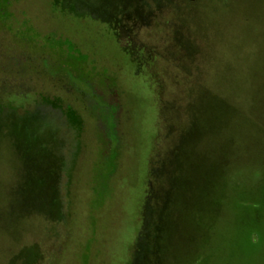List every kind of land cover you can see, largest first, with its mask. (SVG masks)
Returning a JSON list of instances; mask_svg holds the SVG:
<instances>
[{
	"label": "rangeland",
	"instance_id": "rangeland-1",
	"mask_svg": "<svg viewBox=\"0 0 264 264\" xmlns=\"http://www.w3.org/2000/svg\"><path fill=\"white\" fill-rule=\"evenodd\" d=\"M0 264H264V0H0Z\"/></svg>",
	"mask_w": 264,
	"mask_h": 264
},
{
	"label": "flooded vegetation",
	"instance_id": "flooded-vegetation-1",
	"mask_svg": "<svg viewBox=\"0 0 264 264\" xmlns=\"http://www.w3.org/2000/svg\"><path fill=\"white\" fill-rule=\"evenodd\" d=\"M23 65L25 66V70H29V69H31V68H33V66H32V64L30 63V62H28V61H26V62H22V63H17L16 61L15 62H13V66L14 67H18V68H20V69H22V67H23ZM38 69H40V70H42V71H44V72H46V73H48L49 74V69H48V64L45 66H39L38 67ZM25 70H24V72H25ZM21 71V70H20ZM21 74H22V72H21ZM53 76H54V74H52ZM40 89V88H39ZM39 89H37V91H36V96H38V97H41L42 98V100L44 101H51V99L49 98L50 96L48 95V93H45V91L44 90H39ZM54 101V100H53ZM55 101L57 102V99H55ZM58 104H60L59 102H57ZM68 107H70V106H68ZM64 110H69V108H65L64 107Z\"/></svg>",
	"mask_w": 264,
	"mask_h": 264
},
{
	"label": "trees",
	"instance_id": "trees-1",
	"mask_svg": "<svg viewBox=\"0 0 264 264\" xmlns=\"http://www.w3.org/2000/svg\"><path fill=\"white\" fill-rule=\"evenodd\" d=\"M149 215L147 214L146 211H144V215H143V221H142V229L140 231L138 240L140 242L143 241L144 239V235H145V230L147 229V227L149 226ZM139 258L138 253L135 255V260H137Z\"/></svg>",
	"mask_w": 264,
	"mask_h": 264
},
{
	"label": "clouds",
	"instance_id": "clouds-1",
	"mask_svg": "<svg viewBox=\"0 0 264 264\" xmlns=\"http://www.w3.org/2000/svg\"><path fill=\"white\" fill-rule=\"evenodd\" d=\"M248 241L251 245H260L261 244V236L258 232L253 231L248 236Z\"/></svg>",
	"mask_w": 264,
	"mask_h": 264
}]
</instances>
